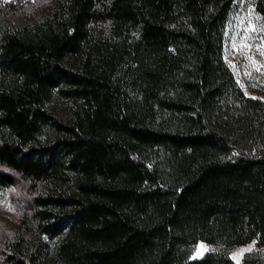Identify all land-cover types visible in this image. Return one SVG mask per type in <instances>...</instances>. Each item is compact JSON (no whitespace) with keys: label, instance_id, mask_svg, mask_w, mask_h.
I'll return each mask as SVG.
<instances>
[{"label":"trees","instance_id":"16d2710c","mask_svg":"<svg viewBox=\"0 0 264 264\" xmlns=\"http://www.w3.org/2000/svg\"><path fill=\"white\" fill-rule=\"evenodd\" d=\"M58 2L0 34V189L27 182L36 230L67 228L57 264H234L250 242L241 264H264V99L223 57L235 0ZM3 253L42 264L44 245Z\"/></svg>","mask_w":264,"mask_h":264},{"label":"rangeland","instance_id":"374dc122","mask_svg":"<svg viewBox=\"0 0 264 264\" xmlns=\"http://www.w3.org/2000/svg\"><path fill=\"white\" fill-rule=\"evenodd\" d=\"M58 5V0H0V34L16 33L41 24L52 16ZM249 8L251 21L255 25V32L251 36L253 46L250 54L256 60V65H251V61L245 59L249 55L248 49L237 52L233 47L234 43L239 47L243 42V36L248 34L244 31L247 25L244 24L242 27V21L248 15ZM259 46H264V23L254 9L253 0H235L224 31L223 57L233 72L236 82L240 81L237 84L244 94L247 92V97L264 99V56L257 51ZM230 64L235 65V68L230 67ZM254 67H259L260 71H253ZM49 107L61 118L68 115L69 106L62 101V97L57 92L54 93ZM77 181L78 176L73 174L70 187L74 188ZM32 199L33 195L28 189V183L22 180L13 186L0 189V264H5L3 250L6 242L14 236L23 237L33 247L41 243L44 245L42 264H57V254L67 228L64 227L52 238L39 233L30 218ZM201 244L204 245L202 250L199 247ZM253 246L254 242H250L235 247L231 251V258L233 255L236 256L235 260L232 258L234 264H241L243 255ZM209 250L210 247L205 242L199 241L194 247L191 258L200 259Z\"/></svg>","mask_w":264,"mask_h":264},{"label":"snow or ice","instance_id":"6c2138e0","mask_svg":"<svg viewBox=\"0 0 264 264\" xmlns=\"http://www.w3.org/2000/svg\"><path fill=\"white\" fill-rule=\"evenodd\" d=\"M250 13H251V9L249 8L248 15H246L243 18V21H242V27H243L244 24L247 25V27L244 28V31H246L248 34L243 36V38H242L243 42L239 45V47H236L235 43H234L233 47H234V50L237 51V52H242L244 49H248L249 50V55L246 56L245 59L251 61V65H256V63H257L256 60L250 54L251 48L253 46V40L251 39V36L255 32V25H254V22L251 21V15H250ZM257 51L259 52V54L261 56H264V46H259L257 48ZM230 67L235 68V65H231L230 64ZM252 70L259 72L260 71V68L259 67H254ZM249 75H250V73H249ZM237 83L239 84L240 81L237 80ZM241 87H243V85H241ZM245 95H248V93L245 92ZM252 98L255 99L256 97H252ZM199 247L202 250L204 248V245L201 244ZM197 254H199V253H197ZM232 258L235 260L236 259V256L233 255Z\"/></svg>","mask_w":264,"mask_h":264}]
</instances>
